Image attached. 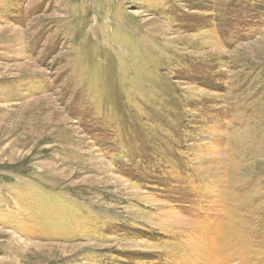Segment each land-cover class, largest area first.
Returning a JSON list of instances; mask_svg holds the SVG:
<instances>
[{
    "label": "rangeland",
    "instance_id": "1",
    "mask_svg": "<svg viewBox=\"0 0 264 264\" xmlns=\"http://www.w3.org/2000/svg\"><path fill=\"white\" fill-rule=\"evenodd\" d=\"M0 264H264V0H0Z\"/></svg>",
    "mask_w": 264,
    "mask_h": 264
}]
</instances>
